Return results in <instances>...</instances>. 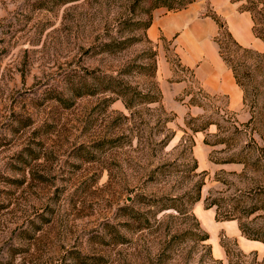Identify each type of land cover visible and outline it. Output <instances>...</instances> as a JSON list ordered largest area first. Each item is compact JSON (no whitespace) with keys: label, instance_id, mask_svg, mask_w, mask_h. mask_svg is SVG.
<instances>
[{"label":"rangeland","instance_id":"374dc122","mask_svg":"<svg viewBox=\"0 0 264 264\" xmlns=\"http://www.w3.org/2000/svg\"><path fill=\"white\" fill-rule=\"evenodd\" d=\"M194 2L212 13L209 0H0V264H264L224 232L219 259L195 214L213 202L264 239V53L221 35L244 105L206 94L147 35L157 12ZM168 63L171 85L188 81L170 101Z\"/></svg>","mask_w":264,"mask_h":264},{"label":"crops","instance_id":"0c3cea01","mask_svg":"<svg viewBox=\"0 0 264 264\" xmlns=\"http://www.w3.org/2000/svg\"><path fill=\"white\" fill-rule=\"evenodd\" d=\"M212 12L224 20L235 39L243 46L264 53V41L254 33L253 16L249 11L241 10L243 2L233 0H209ZM205 2H194L186 8L176 11L157 12L147 29L148 37L154 41L171 42L183 67L192 70L199 87L208 95L225 96L227 105L234 111H240L244 105V91L239 85L233 69L220 54L219 44L215 38L219 35L218 22L208 13ZM171 65L163 64L161 83L165 99L172 100L188 86L186 79L175 81ZM179 112L189 108L181 104L173 106ZM214 208H204L196 212L201 226L206 227L210 239H214L213 249L221 259L227 254L226 249L217 242V233L224 232L227 237L237 239L245 252L264 254V242L245 237L238 220H217ZM216 236V237H215ZM214 243V242H213Z\"/></svg>","mask_w":264,"mask_h":264},{"label":"trees","instance_id":"16d2710c","mask_svg":"<svg viewBox=\"0 0 264 264\" xmlns=\"http://www.w3.org/2000/svg\"><path fill=\"white\" fill-rule=\"evenodd\" d=\"M235 2H243L241 5V10L243 11H249L251 12L252 16H253V21H254V26H253V30L254 33L257 37L261 38L264 41V0H233ZM186 8V6H183L180 9ZM208 15L212 16L219 24L220 26V32L219 35L215 38V40L217 41V43L219 44V48H220V54L223 57V59L225 60V62L229 65V67L231 69H233L236 79L238 81V76H237V71L235 66L233 65L231 59H230V49L228 52H225L223 50L222 47V38L221 35L224 37V41L227 42L229 48H233L235 49V51H246V52H250L253 51V48L251 47H246L241 45L233 36V34L230 32L229 28L227 27L226 23L224 22L223 19H221L218 15H216L215 13H208ZM152 20L148 23V27L151 25ZM239 83V82H238ZM197 200L201 199V195L199 194L196 198ZM215 204L213 202H207L206 203V208H212ZM216 218L217 220H231V219H237L235 216L233 215H228L227 213H221L220 209L217 208L216 210ZM240 228L242 230L243 235H245L247 238L249 239H253V240H260L262 242H264L263 238H260V236L257 235H253L251 234L248 229L240 224ZM204 240H209L210 239V235L208 233H206L204 235ZM227 254L229 252V250L227 249ZM219 264H222V262H220Z\"/></svg>","mask_w":264,"mask_h":264}]
</instances>
